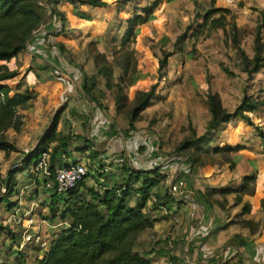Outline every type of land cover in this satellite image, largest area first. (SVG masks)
<instances>
[{"label": "rangeland", "instance_id": "obj_1", "mask_svg": "<svg viewBox=\"0 0 264 264\" xmlns=\"http://www.w3.org/2000/svg\"><path fill=\"white\" fill-rule=\"evenodd\" d=\"M38 5L44 20L32 33L33 44H27L25 51L14 60L0 65L7 67L4 70L15 69L25 73V76L19 79L21 91L37 83L45 85L55 82L56 85H50L51 89L47 88L43 94L29 102L26 110H17V116L20 117L18 130L9 128L0 133V139L12 142L18 149L17 151L0 150V264H36L49 250L50 242L70 227V219L62 215L64 202L53 203L48 196L46 199L49 203L45 205L42 190H36L31 186L33 177L22 175V167L11 170L12 165L20 160L23 152L30 151L35 141L44 134L54 116L59 115L57 135L70 134L72 129L69 128L68 119L64 117L68 114H77V111L82 109L83 114H77V117L81 118L80 122L87 124L91 116L92 120L88 124L107 128L109 135L103 144H97V147L92 143L91 152L86 158L91 162L101 163L99 158L101 152H97L92 158V151L97 150L98 147L102 148L101 145L105 146L110 138L118 135L119 140L120 138L128 140L130 165L135 169L143 170L159 168L161 175L166 177L167 188L171 180L181 181L185 187L187 179L195 175L201 163L212 164V160L202 151H184L176 154L173 152L174 148L179 142L190 137L191 128L195 129L197 136L204 133L205 125L211 117L205 98L207 92H220L225 95L223 104L227 110H232L235 100L226 94L240 98L244 93L249 94L254 89L251 81L238 66V48L225 37L223 31L206 26L201 29L204 23L203 14L212 8L225 9L229 21L226 31L230 33L231 23L236 25L240 40L239 48L249 56L253 55L257 25L264 17V0H233L231 3L227 0H115L111 5L117 18L116 25L119 23L121 27L119 32H116V39L112 40L105 38L101 33L96 35L97 26L91 28L90 22L80 20L77 16L79 11H74L71 16L68 9L63 8V3L57 0H39ZM151 7L153 8L148 22L133 29L136 38H130L126 44L121 45L120 39L127 30V21L135 13L143 15V10ZM53 10L61 14L64 24H61L59 18L55 22ZM98 19L102 20L103 14L97 16L96 20ZM51 22L57 23L58 28L64 32L63 37L71 39L70 42L73 43L72 47L67 46L70 63L53 49L49 50L44 46H39L46 52L44 62L28 57V52L33 54L37 44L35 38H40L36 37L41 34L38 32ZM182 34L186 35L184 41L174 45ZM260 34L264 45V26ZM179 47H182L180 52ZM166 55H169L166 63L159 69V62ZM221 66L232 75L225 73ZM81 72L95 77L96 89H100L102 96L101 110H97L81 92L83 83ZM62 77H66L71 82ZM155 83L157 87L154 99L144 111L136 114L132 122L134 128L130 129L129 112L137 106L136 93L148 90ZM11 85L15 86V84ZM119 88L121 101L117 103ZM83 128L81 126L77 130ZM218 133L216 130L212 136ZM77 136L79 135L74 134L71 137L70 143L74 142L75 145L70 144L73 148L82 145L81 139ZM96 136L95 131L92 130V137L97 141ZM114 155L110 157L113 158ZM188 156H193L196 160L193 170L189 169ZM72 157L77 162L82 161L73 154ZM219 157L227 160L224 155ZM109 167L112 168L108 176L109 180L114 179V182L119 184L123 177L121 167L111 162ZM88 168L97 174L96 168L90 165ZM10 171L15 172L14 192H9L10 187L7 184ZM83 184L82 187L86 189L93 185L89 180L84 181ZM194 185L201 187V180ZM2 189H5L6 193H2ZM158 189L163 192L164 186L160 185ZM182 195L186 197L183 198L185 201L191 199L187 192ZM32 203L39 207L34 217L40 224L39 235L43 241L42 247L31 243L19 251L21 227L10 221V218L16 210H20L19 215L27 211L28 205ZM133 203L134 200H131V204ZM192 206L200 210L199 205L194 203ZM191 209L194 217L191 222L194 223V228L199 223L198 228H200L201 213L197 209ZM51 225L54 227H50ZM143 233L138 234L133 244V249L140 253L150 250V246L142 238Z\"/></svg>", "mask_w": 264, "mask_h": 264}, {"label": "trees", "instance_id": "obj_2", "mask_svg": "<svg viewBox=\"0 0 264 264\" xmlns=\"http://www.w3.org/2000/svg\"><path fill=\"white\" fill-rule=\"evenodd\" d=\"M38 1L0 0V63L14 60L20 53L25 51L27 44H33L31 42L32 33L44 20L39 10ZM57 2L63 3L64 7H69L72 13L79 11L80 13L77 16L82 20L89 19L98 12L109 13L111 9V5L104 0H57ZM152 8L144 9L143 15L135 13L127 21V30L120 39L121 45L126 44L130 38H136L137 35L133 32L134 27L148 22ZM54 14L56 17L55 22L59 18L61 24H64L61 14L56 11H54ZM226 14L228 12L225 9L212 8L207 10L203 14L204 23L201 29L206 26L223 31L225 37L229 38L234 46L238 48V66L241 72L246 75V78L251 81L254 75L264 66V45L260 34L261 28L264 26V17L262 22L257 25L253 41V55L249 56L239 48L240 40L236 25L231 23L230 33L226 31V27L229 25ZM214 15H217V17H214ZM53 23L46 24L38 32L41 34L36 37L41 39L35 38L37 44L33 52L36 54L35 51H43L39 46H44L49 50L53 49L58 55H62L65 61L70 63L69 49L55 40L64 32L58 28L57 23ZM120 27L121 25H116L114 19L111 20L110 28L104 34L105 38L116 39V32L118 33ZM185 38V34L180 35L174 45L182 43ZM179 48L180 52L182 47ZM168 56L166 55L159 62V69L165 65ZM221 67L225 73L232 75L230 71L223 68V66ZM4 68L7 67L0 65V133L9 128L18 130L20 117L17 116V110H26L29 102L35 100L41 92L37 86L26 87L21 91L19 79L25 76V73L15 69L4 70ZM103 68L105 70V67ZM81 74L83 77L81 92L85 98L95 105L97 110H101L102 96L100 89H96L95 77L87 76L84 72H81ZM62 78L67 80L66 77ZM67 81L71 82L70 80ZM11 84H15V86L13 87ZM156 87L155 83L148 90L136 93L137 106L129 112L130 129L134 128L132 122L136 114L144 111L154 99ZM260 93H264V89H259L254 94L244 93L239 104L232 111H229L223 106L218 94L211 91L207 92L205 98L211 117L205 125L204 133L197 136L195 129L191 128L190 137L179 142L173 152L180 154L184 151H202L209 157L211 154L221 155L226 152L240 150V146L232 147L227 143H219L213 146L212 133L216 130L218 132L223 125H229L236 121H242L251 127L255 126L252 115L264 107V101L261 99ZM116 100L117 103L121 101L120 88ZM58 116H54L36 145L30 151L23 152L21 156L22 168L27 167L30 162L38 158L41 152L47 149L50 150L51 165L57 156L70 155L69 145L72 135H62L58 138L56 133ZM259 134L261 133L259 132ZM53 143L55 145L51 146ZM83 143L85 145L80 149L81 151L92 148V144L88 140L83 139ZM0 150L17 151L18 149L12 142L0 139ZM95 155H97V151L93 150L91 157L93 158ZM187 160L189 169L193 170L196 160L193 156H188ZM206 164L201 163V166ZM218 165L221 167L222 172H232L235 168L234 162L222 160V158L219 160ZM121 170L123 174L121 182L114 184L109 189L102 190L101 193L91 187H88V189L82 187L84 185L82 182L62 199V202H64L62 215L70 219V227L63 230L50 242L49 250L36 264H152V259L149 257L152 251H142L140 253L133 249V244L139 233L148 231L153 228L155 223L167 218L166 216L158 217L155 213L157 210L161 208L170 209L173 204L192 205L194 203L210 208L212 202L209 201L208 196L211 194L225 195L231 192L238 194L235 200L238 204L241 201L239 194L244 191L245 184L249 180V177L243 178L236 189H230L229 186L221 188L207 187L205 193L197 191V197L191 203L170 195L169 188L165 184L166 177L161 175L159 168L134 169L125 163ZM14 173L10 171L8 174L9 192L15 191L16 179ZM160 185L164 186L163 192L158 191ZM131 200H134L133 204H131ZM52 202L57 201L52 199ZM195 209L198 210L197 207ZM243 210L246 211L247 206H244ZM11 237L12 239L15 238L14 235Z\"/></svg>", "mask_w": 264, "mask_h": 264}, {"label": "crops", "instance_id": "obj_3", "mask_svg": "<svg viewBox=\"0 0 264 264\" xmlns=\"http://www.w3.org/2000/svg\"><path fill=\"white\" fill-rule=\"evenodd\" d=\"M104 1L111 5L115 0ZM63 8L68 9L69 14L73 16L72 10L69 7L63 6ZM100 14H103V19L96 20V17ZM114 14L115 11L111 5L109 13L104 11L98 12L84 21L90 22L91 28L94 26L98 27V32H95L96 35L101 33L104 36L110 28L111 20L114 19L116 21L117 19ZM94 17L95 19L92 20L91 18ZM117 24L120 25L119 23ZM55 40L69 48L73 44L70 42L71 39L65 38L63 35L56 37ZM35 52L37 53L38 51ZM28 57H32L33 60L42 63V60L46 59V52L41 51L37 54L28 52ZM40 84L37 83L33 86H37L41 91L39 95L43 94L47 88L51 89L50 87L52 85H56L55 82L45 85ZM251 86L254 90L249 94H254L259 89H264V66L254 75L251 80ZM211 92L218 94L222 104L225 103V95H222L220 92ZM226 95L235 100L233 109L243 97L239 98L236 95L233 97L228 94ZM260 97L264 101V93H260ZM238 98L239 101H237ZM77 112L78 115L83 114L82 109ZM77 114H68L66 115L67 118L64 117V119H68L70 124L69 128L73 131H70V134L79 135L77 137L81 139L82 143V145L76 146V148L69 145L71 151H69L70 155L67 158L75 161L73 160L74 157H72L73 154V156L80 157L79 160H89L91 162L90 159L86 158L91 152L90 149L85 151L80 150L85 145L83 139L88 140L89 143H93L95 146L97 144H103L104 140L109 137L107 128L104 129L101 126L94 127V125L90 126L88 123L92 120L91 116L87 124H83V121H79L81 118L77 117ZM252 118L255 126L251 127L242 121L232 122L229 125H223L219 129V133L217 132L218 134L212 138L214 142L213 146L219 143H227L232 147L240 146V150L238 151L221 154L228 161L235 163V168L232 172H222L220 170L221 167L218 165L219 160H221L219 155L211 154L209 158L213 163L198 168L195 175L193 174L191 175L192 178L190 176L187 179L186 186L184 187L182 185L180 192L181 198H186L182 193L187 192L191 198L189 201L193 203L197 197V191L205 193L207 187L221 188L224 186H229L230 189H236L243 178L249 177L244 191L239 194L241 201L238 204L236 203L235 200L238 194L235 192L225 195L211 194L208 198L212 202V207L205 208L199 205L201 213V220L199 221L201 223L200 228H198L199 223L194 228V223L191 222V220H194L191 209L193 208L195 210L192 206L193 204H173L170 209L161 208L157 210L155 213H157L158 217L166 216L167 218L155 223L153 228L144 232L142 236L152 251L149 256L152 259V264H264V107L260 111L255 112ZM81 126L84 128L80 131L77 130ZM257 129L261 134H259ZM92 130L97 135V141L92 137ZM62 135L65 136L68 134L64 133ZM62 135L57 136L59 138ZM103 136L105 138L102 139L101 137ZM117 136L114 135L110 138L105 146L101 145L102 148H96L97 150L95 151L101 152L99 158L102 162L92 161L95 162V164H92L96 168L97 175L99 168L106 167L108 169L106 182L110 187L116 184L114 179L109 180L110 177H108L112 172V168L109 167L110 162L115 165L119 164V167H122L125 163L129 166V160L131 159L125 153L130 148L128 140L125 141L122 138L119 140ZM37 141L38 139L35 141L33 147ZM70 144L75 146L74 142ZM47 151L50 153L49 149ZM112 154H115L113 158L110 157ZM58 158L59 156L55 158L54 163L56 160L57 163L62 162ZM114 158L117 160L115 161ZM103 163L105 166H103ZM199 180H201V187H194L195 182L197 184ZM94 190L96 189L94 188ZM98 192L101 193L102 190ZM32 204H29L27 209L33 207L34 205ZM244 206H247L246 211L243 210Z\"/></svg>", "mask_w": 264, "mask_h": 264}, {"label": "built area", "instance_id": "obj_4", "mask_svg": "<svg viewBox=\"0 0 264 264\" xmlns=\"http://www.w3.org/2000/svg\"><path fill=\"white\" fill-rule=\"evenodd\" d=\"M232 1L233 0H227L228 3ZM125 153H127L129 157L128 150H126ZM67 157H69V155L62 154L58 158V160L62 162L57 163L56 160V162L51 165L50 153L45 150L41 152L37 159L30 162L27 167L22 169V175L33 177L31 186H34L36 190H42L41 194H44L43 202L45 205L49 203L46 199L48 196L50 200L55 199L57 202L62 201L71 190L86 180H89L90 183L93 184L91 187H94L97 191L111 188L106 182L108 172L106 167L99 168V173L97 175L94 171L89 170L88 166L90 164V166L93 167L92 162L89 160L77 162L69 160ZM21 165L22 161L20 158L19 161H16V163L12 165L11 170L20 169L22 167ZM182 185L181 181L171 180L169 183L170 195L175 198L183 199L180 197ZM1 192L6 193V190L2 189ZM32 205L34 206L24 211L21 215L18 214L20 211L16 210L10 218V221H14L15 224L21 227V239L18 244L19 251L23 250L25 246L31 243L38 247H42L43 241L39 235L40 224L34 217L38 205L35 203ZM41 224H43V222ZM50 227L54 226L51 225Z\"/></svg>", "mask_w": 264, "mask_h": 264}]
</instances>
